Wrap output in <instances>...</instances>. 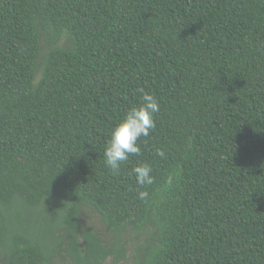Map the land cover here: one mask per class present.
Returning a JSON list of instances; mask_svg holds the SVG:
<instances>
[{
    "label": "trees",
    "instance_id": "trees-1",
    "mask_svg": "<svg viewBox=\"0 0 264 264\" xmlns=\"http://www.w3.org/2000/svg\"><path fill=\"white\" fill-rule=\"evenodd\" d=\"M0 264H264V0H0Z\"/></svg>",
    "mask_w": 264,
    "mask_h": 264
},
{
    "label": "clouds",
    "instance_id": "clouds-1",
    "mask_svg": "<svg viewBox=\"0 0 264 264\" xmlns=\"http://www.w3.org/2000/svg\"><path fill=\"white\" fill-rule=\"evenodd\" d=\"M140 93L139 103L131 106L109 131V138L104 148V163L117 174L121 165L129 160L130 156H138L141 152L138 141L141 137H148L155 128V115L160 112V103L156 96L144 89ZM156 156L165 158L163 149H156ZM131 175L139 188H146L155 183L153 168L147 163H139L131 169ZM166 184L173 183L170 175ZM136 198L141 201L149 199L146 190L137 191Z\"/></svg>",
    "mask_w": 264,
    "mask_h": 264
},
{
    "label": "rangeland",
    "instance_id": "rangeland-1",
    "mask_svg": "<svg viewBox=\"0 0 264 264\" xmlns=\"http://www.w3.org/2000/svg\"><path fill=\"white\" fill-rule=\"evenodd\" d=\"M86 221H87V224L98 229V230H101V223L99 222V220L93 216V215H87V218H86Z\"/></svg>",
    "mask_w": 264,
    "mask_h": 264
}]
</instances>
